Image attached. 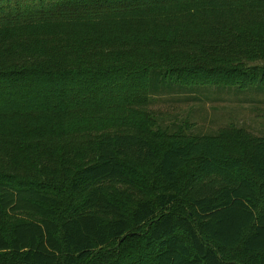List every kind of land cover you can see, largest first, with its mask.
Here are the masks:
<instances>
[{"label": "trees", "instance_id": "1", "mask_svg": "<svg viewBox=\"0 0 264 264\" xmlns=\"http://www.w3.org/2000/svg\"><path fill=\"white\" fill-rule=\"evenodd\" d=\"M116 1L0 0V264H264V133L89 132L120 72L129 104L264 97V0Z\"/></svg>", "mask_w": 264, "mask_h": 264}, {"label": "rangeland", "instance_id": "2", "mask_svg": "<svg viewBox=\"0 0 264 264\" xmlns=\"http://www.w3.org/2000/svg\"><path fill=\"white\" fill-rule=\"evenodd\" d=\"M123 3L134 4L132 0H118L116 3H110L108 7L120 8L125 7ZM130 6V5H129ZM116 79L110 81L106 94L98 97V109L103 112L109 106L114 104L108 114V123L101 121L94 123L92 116L85 114L80 118H74L71 121V133L75 135L85 130V125L94 123L96 126L90 129V134L100 133L108 130L112 133H128L131 129L133 132L138 131L137 123H142L147 130L158 131L161 128H185L188 135L194 134H220L223 131L230 132L228 138L231 140L233 136L237 137V133L232 131H245L254 136L264 133V97L257 95L247 98L246 95L230 94H214V95H188L175 91L171 94L157 96L154 100H146L144 104H129V97L125 91L126 87L134 82L138 85L141 81L133 78L132 81L126 79V74L120 72ZM136 89V88H135ZM134 89V91H135ZM133 91V92H134ZM90 88H85L81 93V98L87 103L90 102ZM133 94V93H132ZM201 97L194 100V97ZM190 97L191 98L190 100ZM91 106L87 107V111ZM120 113V121H127L129 124L123 127L122 122L113 123V117ZM83 114V112L81 113ZM90 117L92 120L87 122ZM161 127V128H160ZM223 130V131H222ZM243 131V132H244ZM248 136V135H247ZM188 178V176H187ZM186 184V182H184ZM127 189L115 188L116 197L125 205L130 206L128 202L129 196L133 195ZM33 221L27 215L10 216L4 223L13 220Z\"/></svg>", "mask_w": 264, "mask_h": 264}]
</instances>
